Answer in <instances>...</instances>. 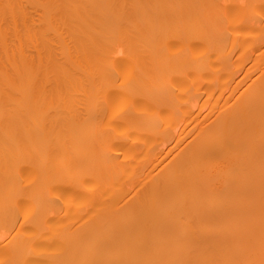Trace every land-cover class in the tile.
<instances>
[{"label":"bare ground","instance_id":"1","mask_svg":"<svg viewBox=\"0 0 264 264\" xmlns=\"http://www.w3.org/2000/svg\"><path fill=\"white\" fill-rule=\"evenodd\" d=\"M0 264H264V0H0Z\"/></svg>","mask_w":264,"mask_h":264}]
</instances>
